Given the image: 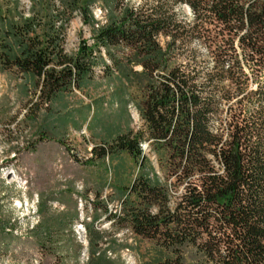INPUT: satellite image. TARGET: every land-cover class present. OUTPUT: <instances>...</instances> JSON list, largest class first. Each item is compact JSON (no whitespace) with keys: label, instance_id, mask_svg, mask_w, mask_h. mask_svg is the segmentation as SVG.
<instances>
[{"label":"trees","instance_id":"1","mask_svg":"<svg viewBox=\"0 0 264 264\" xmlns=\"http://www.w3.org/2000/svg\"><path fill=\"white\" fill-rule=\"evenodd\" d=\"M52 1L57 10L46 5L43 14L44 0H31L18 21L0 11V71L50 104L92 78L103 50L102 76L121 94L136 86L137 99L116 101L134 103L144 130H116L91 147L101 158L126 152L139 167L108 222L172 252L152 264H183L184 244L205 264H264V0ZM95 3L104 15L92 44L67 52L63 26L72 13L94 23ZM142 140L158 172L147 167ZM93 221L84 226L87 264H117L100 252ZM42 223L33 228L40 248L51 237Z\"/></svg>","mask_w":264,"mask_h":264},{"label":"rangeland","instance_id":"2","mask_svg":"<svg viewBox=\"0 0 264 264\" xmlns=\"http://www.w3.org/2000/svg\"><path fill=\"white\" fill-rule=\"evenodd\" d=\"M30 5L31 0H0V11L18 21L31 14ZM46 5L58 8L44 0L43 14L50 10ZM91 10L94 23L84 24L78 13H72L63 26L67 52L75 53L81 40L92 44V29L103 21L104 11L99 3ZM181 13L188 14L185 6ZM199 54L201 60L207 59L202 50ZM101 56L92 78L50 104L39 103L31 90L26 97L20 80L0 71V264H87L84 226L93 218L104 237L100 252L117 264H152L172 254L105 218L106 211L119 212V190L130 184L139 167L126 152L113 150L101 158L91 153V147L109 140L116 130L143 131L144 125L133 102L124 107L116 101V94L137 99L136 86L121 94L115 80L102 76V64L108 60L103 50ZM145 143L147 167L158 172L155 154L142 140ZM40 205L43 215L38 213ZM41 222L51 231L43 248L36 244L38 231L33 232ZM181 256L183 264H205L192 245L184 244Z\"/></svg>","mask_w":264,"mask_h":264},{"label":"bare ground","instance_id":"3","mask_svg":"<svg viewBox=\"0 0 264 264\" xmlns=\"http://www.w3.org/2000/svg\"><path fill=\"white\" fill-rule=\"evenodd\" d=\"M96 27H97V26H96ZM141 145H142V144H141ZM145 146H147V144H146V143L144 144V146L142 145V147H145ZM83 230H84V229H83ZM83 234H84V233H83Z\"/></svg>","mask_w":264,"mask_h":264}]
</instances>
